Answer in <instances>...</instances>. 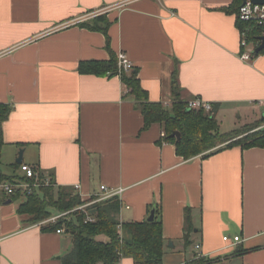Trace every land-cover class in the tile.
Segmentation results:
<instances>
[{
  "label": "crops",
  "instance_id": "1",
  "mask_svg": "<svg viewBox=\"0 0 264 264\" xmlns=\"http://www.w3.org/2000/svg\"><path fill=\"white\" fill-rule=\"evenodd\" d=\"M232 3L0 0V104L9 106L3 172L23 175L22 149V163L50 174L57 186L79 184L84 200L101 195V185L122 188V221L145 220L149 205L157 204L163 264L196 257L264 264V147L235 145L185 159L162 137L161 124L144 127L120 74L79 71L81 61L124 52L150 101L169 108L178 98L199 97L212 103L216 117L244 113L248 120L264 110V54L241 57ZM102 8L109 42L81 22L59 27ZM8 196L0 186V264H62L71 235L29 223L18 212L21 199ZM187 208L195 227L190 245L184 241ZM225 234L241 241L226 247ZM118 264L137 263L123 257Z\"/></svg>",
  "mask_w": 264,
  "mask_h": 264
},
{
  "label": "trees",
  "instance_id": "2",
  "mask_svg": "<svg viewBox=\"0 0 264 264\" xmlns=\"http://www.w3.org/2000/svg\"><path fill=\"white\" fill-rule=\"evenodd\" d=\"M243 0H233L229 10L237 14V26L246 30L248 40L258 46L264 35V26L254 22H243L239 19L238 11ZM93 30L106 34L108 42L109 21L98 16L93 20L81 22ZM264 54V49L260 53ZM82 73L94 74H120L128 93L134 98L137 107L144 115V127L153 123L162 125L166 136L165 140L176 145L177 153L185 159L197 155L206 157L223 148L240 145L242 148L264 147V118L258 124L246 123L228 132H221L216 118L215 109L210 112L204 109H189L187 103L176 99L169 108L161 102H152L148 92L143 88L139 79V70L134 67L130 71L121 69L115 54L109 60H86L79 64ZM176 90V88H175ZM9 106L0 104V184L23 178L22 175H7L2 169L3 121L8 117ZM263 125V126H261ZM179 131L181 137L177 140L171 134ZM237 138V139H236ZM226 143L225 146L218 147ZM18 165V163L16 164ZM20 166V164H19ZM23 196V199H22ZM13 201L20 200L18 212L28 216L30 222L37 223L48 220L53 215L65 213L56 221L45 222V229L64 231L71 235L72 249L61 257L62 264H118L123 257H133L137 264H163L165 254V239L160 208L157 204H150L148 211L156 205V218L154 221H122L119 217L121 201L117 196L97 201L86 210L77 207L90 202L96 197L84 200L78 191L69 187L41 185L32 193L21 190L8 196ZM67 212V213H66ZM191 209L185 211L186 224L184 241L192 243L191 236L195 227L191 221ZM148 213V215H149ZM90 215L94 221H86ZM104 235L108 239L98 237ZM211 261L203 257H196L186 264H210Z\"/></svg>",
  "mask_w": 264,
  "mask_h": 264
},
{
  "label": "built area",
  "instance_id": "3",
  "mask_svg": "<svg viewBox=\"0 0 264 264\" xmlns=\"http://www.w3.org/2000/svg\"><path fill=\"white\" fill-rule=\"evenodd\" d=\"M106 11H107V8H102V9H97L94 11L87 12L81 18L61 24L59 27L66 26L69 23L83 22V21L89 20L100 14H103ZM238 16H239V19L243 22H254L259 25L264 26V5L254 4L250 0H248L245 4H241L239 11H238ZM241 37H242L241 44L243 47V52L241 53V57L245 60H249L254 55L256 46L254 45V43L248 40L246 30H241ZM118 64H119V67L121 69H124L125 71H130L135 67L133 62L128 58L127 54L124 52H120L118 54ZM164 105L166 106L167 104L164 103ZM186 107L189 109H204L205 111L210 112L212 109V103L207 102L203 100L202 98L197 97V98L189 100L187 102ZM161 135L162 137L166 136L164 131L161 133ZM20 169L23 172L22 179L17 178L14 181L3 182L0 184L3 190L9 195L15 193L18 190H21L22 192L29 194V193H32L35 189H38L41 185L48 186V185L55 184L53 177L50 174H45L42 171L37 170L36 168H33L29 164L21 163ZM74 187L76 190H78L80 186L79 184H77ZM101 191L103 193L99 195L96 199L90 202H87L86 204L80 205L77 208L80 210L81 209L86 210L87 206L97 201L104 200V199H107L113 196H117L119 200L121 199L120 196H121L122 188H109L106 185H101ZM64 214L65 213L53 215L47 221H56L60 216H63ZM86 221H94V218L88 215ZM57 231L63 232L64 228H60ZM223 240L227 243L226 247H230L240 242L241 237L239 235L232 237L231 235L225 234L223 236ZM196 247L197 249H199L200 245L197 244ZM199 256H204V254L200 252Z\"/></svg>",
  "mask_w": 264,
  "mask_h": 264
},
{
  "label": "rangeland",
  "instance_id": "4",
  "mask_svg": "<svg viewBox=\"0 0 264 264\" xmlns=\"http://www.w3.org/2000/svg\"><path fill=\"white\" fill-rule=\"evenodd\" d=\"M254 112L255 113H253L252 117L250 119H248V120H246V116H245L244 113H243V115L238 114V113H235V114H230L229 116H226V117H221V118H220V116L216 117L219 120L218 123H219V129H220V131L221 132H228L230 130L235 129L237 127V125H240V124L241 125H244L246 123H254V125L255 124H258L260 122V120L263 118L264 110L263 109H260V110L258 109V110H255ZM263 125H261V126H263ZM255 126H257V125H255ZM225 145H226V143H222L218 147L225 146ZM4 170H7L8 172H10V170L7 169L6 167L4 168ZM22 199H23V196H22ZM24 218L29 223H33V222H30L29 221L27 215H25ZM45 222H47V220L41 221V222H37L35 224H40L41 223L42 225H44Z\"/></svg>",
  "mask_w": 264,
  "mask_h": 264
},
{
  "label": "water",
  "instance_id": "5",
  "mask_svg": "<svg viewBox=\"0 0 264 264\" xmlns=\"http://www.w3.org/2000/svg\"><path fill=\"white\" fill-rule=\"evenodd\" d=\"M248 0H243L242 4H245ZM252 3L254 4H261L264 5V0H250ZM260 44L257 46V48L255 49V53H260L261 50L264 49V35L260 37ZM264 118V117H263ZM172 137H175L177 140L180 139L181 137V133L179 131H174L171 134ZM23 161V150L21 149L19 152V157L17 158V162L18 163H22ZM8 202H11V200H8ZM156 218V205H154L151 209H150V213L147 216V220L148 221H154ZM102 264V263H99Z\"/></svg>",
  "mask_w": 264,
  "mask_h": 264
}]
</instances>
